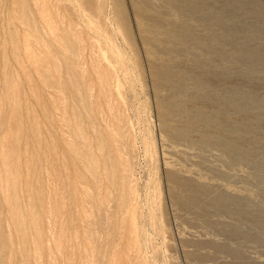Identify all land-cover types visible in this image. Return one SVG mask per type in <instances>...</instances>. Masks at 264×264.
I'll use <instances>...</instances> for the list:
<instances>
[{
    "label": "rangeland",
    "instance_id": "374dc122",
    "mask_svg": "<svg viewBox=\"0 0 264 264\" xmlns=\"http://www.w3.org/2000/svg\"><path fill=\"white\" fill-rule=\"evenodd\" d=\"M0 264H264V0H0Z\"/></svg>",
    "mask_w": 264,
    "mask_h": 264
},
{
    "label": "bare ground",
    "instance_id": "6f19581e",
    "mask_svg": "<svg viewBox=\"0 0 264 264\" xmlns=\"http://www.w3.org/2000/svg\"><path fill=\"white\" fill-rule=\"evenodd\" d=\"M161 1L163 2V0H161ZM151 2H152V1H151ZM165 2H166V0H165ZM146 3H147V2H146ZM169 3H171V2H169ZM144 5H145V4H144ZM141 11H142V10H141ZM144 13H145V12H144ZM158 16H159V15H158ZM160 16H161V15H160ZM142 20H143V19H142ZM147 20H148V19H147ZM154 20H155V19H154ZM166 20H167V19H165L164 21H166ZM143 21H144V20H143ZM155 21H156V20H155ZM158 21H159V19H158ZM167 24H168V23H167ZM165 25H166V23H165ZM168 25L170 26V24H168ZM157 26H158V25H157ZM169 26H168V27H169ZM153 27H155V26H153ZM169 28H171V27H169ZM167 30H168V29H167ZM172 30H173V29H172ZM174 30H175V29H174ZM176 30H177V29H176ZM176 30L171 32V35H169V37L171 36L170 38H172V37H173V38L179 37V33H181L182 31H181V32L179 31V33L177 34ZM180 35H181V34H180ZM175 40H176V39H175ZM177 135H178V134H177ZM172 137H173V136H172ZM178 137H180V136H178ZM173 138H174V137H173ZM175 138H176V137H175ZM180 139H181V137H180ZM180 139H179V140H180ZM182 139H183V138H182ZM176 141H177V140H176ZM186 142H187V141H186ZM188 146H190V145H188ZM202 146H203V145H202ZM199 147H200V146H199ZM207 147H208V146H207ZM199 149H200V148H199ZM201 149H202V148H201ZM201 149H200V151H201ZM203 149H204V148H203ZM203 149H202V150H203ZM206 150H207V149H206ZM204 151H205V149H204ZM201 154H202V153H201ZM201 154H200V155H201ZM204 154H205V152H204ZM203 162H204V161H203ZM185 175H186V174H185ZM186 176H187V175H186ZM186 176H185V177H186ZM190 177H191V176H190ZM187 179H188V178H187ZM189 179H190V178H189ZM183 180H184V179H183ZM193 180H194V179H193ZM183 182H184V181H183ZM185 183H186V182H185ZM199 183H200V182H199ZM174 184H176V183H174ZM181 184H182V183H181ZM192 184H193V182H192ZM187 185H188V184H187ZM185 186H186V185H185ZM191 186L195 187L194 185H191ZM198 186H199V185H198ZM183 189H184V188H183ZM195 189H196V188H195ZM199 189H200V188H199ZM192 192H193V191H192ZM198 192H199V191H198ZM186 201H187V200H186ZM183 203H184V202H183Z\"/></svg>",
    "mask_w": 264,
    "mask_h": 264
}]
</instances>
